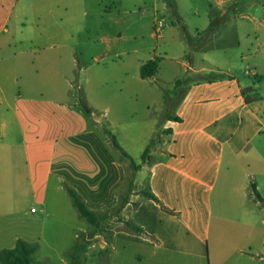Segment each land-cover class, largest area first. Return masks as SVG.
<instances>
[{"label":"crops","instance_id":"0c3cea01","mask_svg":"<svg viewBox=\"0 0 264 264\" xmlns=\"http://www.w3.org/2000/svg\"><path fill=\"white\" fill-rule=\"evenodd\" d=\"M181 1L0 0V251L22 239L38 245L36 254L47 240L68 243L57 252L70 253L91 231L70 187L91 211L109 214V238L95 236L105 264H264V73L257 60L245 67L264 50L252 52L250 34L232 17L240 0H204L194 15L205 20L191 28ZM157 19L166 20L159 38ZM149 30L156 49L142 57L134 47L131 70L129 36ZM176 45L183 72L166 78ZM155 59L158 72L142 78ZM177 81L183 91L171 108ZM128 98L147 101L156 119H122L123 130L148 132L133 138L138 158L118 141L130 156L123 159L104 121ZM148 188L160 203L144 196Z\"/></svg>","mask_w":264,"mask_h":264},{"label":"rangeland","instance_id":"374dc122","mask_svg":"<svg viewBox=\"0 0 264 264\" xmlns=\"http://www.w3.org/2000/svg\"><path fill=\"white\" fill-rule=\"evenodd\" d=\"M233 0H226V4L231 3ZM182 7L185 11V13L188 15V25L191 28L194 24H196L199 21H203L205 19H200L198 17H196L194 15V10L199 7V9L204 10L206 8V4L204 2V0H182ZM232 5H234L232 3ZM237 9L235 10V12H233L232 17L236 18V21L238 22V24L240 25V30L242 32H245L246 34H250V40L249 42L253 44V49L252 52H254L256 49L260 48L261 51L264 50V0H240V2L237 4ZM257 21H259L257 23ZM103 26L105 27H114L113 25L111 26V24L109 23V20L106 21H102ZM230 28H228L227 30H229ZM152 30H149L147 32H143L140 35L135 34V38L133 37V34H131L129 36V40L127 41V44L130 47V51L129 54L130 56L128 57V59L130 60L131 65L129 66V69H131L133 67V62L132 60L137 56V54H135V50L133 49L135 48H139L140 54L143 55L142 57H148L151 54H153V48L155 47L156 49V45L157 42L156 39H153L152 37ZM142 35V36H141ZM247 42V41H246ZM179 44V43H178ZM95 50V49H94ZM228 53H234L233 51H229ZM183 51L182 48L180 47V45H176L175 48L173 49V55L176 58V61L174 62V64L176 65H172L170 63L165 64L164 66V70H163V76L166 78H172L174 75H176L179 72H183V67L181 65V57H182ZM254 57L253 59H249L248 61L245 62L246 64V69L247 70H251V68L248 66L250 65L252 62H255V60H257V63L259 64V72H260V78L263 77L264 73V55L263 53H260L258 55L253 54ZM197 56V60L199 63L202 62V59L200 58V56ZM92 61V60H91ZM233 62L235 63L234 67L237 66V61L235 59H233ZM90 65H94L95 68H97L96 64L93 62L89 61ZM206 64V63H204ZM252 65V64H251ZM105 63L102 61L100 63V65H98L99 68L104 69ZM95 69L91 70L88 68V71L86 72V74H90L94 71ZM99 70V69H98ZM132 70V69H131ZM131 70H128L129 72ZM236 71H238L237 69H234ZM238 75H242L241 73L237 72ZM259 78V79H260ZM260 81V80H257ZM264 81L261 82V90L260 93L264 94V86H263ZM117 86H115L116 88ZM116 90V89H115ZM183 91V86L180 84L176 85L174 84L173 88L171 89V93L174 96V100L173 97L170 98L169 95L167 96V104L168 107L173 108L174 105L179 101L180 96H181V92ZM77 95H80L79 92H76ZM259 97V94L256 95V97ZM128 100H130V105H123L120 106L119 104H115L114 109H113V114H111L112 116H110L109 120H105L104 121V125L105 127L109 128L111 130V133L113 132V136H115L116 140L119 141V143L121 145H125V148L127 150H130L133 157L138 158L139 155L142 152V147L138 146V145H132V142L134 143V139L136 138L137 140H139V136L141 135V133L146 132V130H139V129H135L132 131H125L122 128V124L121 121L123 118L125 119H129L130 117L134 118V122L137 123H150L152 121H154L156 119V115H152L149 114L148 110L146 109V105L148 104L147 101L145 100H140L137 102V100L134 101L133 98H128ZM127 101V98H126ZM173 101V102H172ZM146 102V103H145ZM127 111L131 112L132 114H128ZM121 114H119V113ZM127 113V114H125ZM124 114V115H122ZM118 121V122H117ZM145 129V128H143ZM148 132H146V134H144L145 136L147 135ZM159 137H161V135H156L154 138V143L152 145V148L156 147V143H158L159 141ZM151 151V150H150ZM123 158V157H121ZM125 159V158H123ZM135 166L134 168H131V174L129 173V181L132 178V173L135 171ZM128 181V182H129ZM84 221H82L83 223ZM84 224V223H83ZM81 228H84L85 226L82 225L80 226ZM92 229V228H91ZM99 229V228H98ZM95 229H93L92 232H88L87 235L91 234V233H95ZM99 234L103 235L105 238H109V235L104 233L102 230H98ZM97 234V235H99ZM87 242V241H86ZM101 242V239H97V238H90V240L85 244L87 247V253L88 254H80V263L81 264H105L106 262V258L104 256V252L101 251L99 248V244ZM97 243V247L92 248V249H88V247H91L93 244ZM68 245V243H65L64 241H60V242H49L48 240L45 242V247L43 249V251L38 252L35 255V259L38 263L40 264H63V260L65 258H68L69 262L72 263V260L70 258V253L68 254H62L57 252V250H62L64 247H66ZM53 249V251H52ZM71 252V251H70ZM51 254V260H47L44 258V255H48ZM100 255H102L101 257H99ZM65 256V257H64ZM67 256V257H66Z\"/></svg>","mask_w":264,"mask_h":264},{"label":"trees","instance_id":"16d2710c","mask_svg":"<svg viewBox=\"0 0 264 264\" xmlns=\"http://www.w3.org/2000/svg\"><path fill=\"white\" fill-rule=\"evenodd\" d=\"M158 70H159V60L158 59L148 61L141 68V77L144 79L152 77L158 72ZM180 83H181L180 81H177V85ZM258 100L259 99H255L254 101H258ZM80 104H81L82 110L87 115H91L92 110L87 106V104L84 103L83 101H81ZM105 133L110 138L113 148L119 153V155L123 158H130L129 154H127L123 150V148L120 146L115 136H113V134L108 130H105ZM153 143H154V140L146 148L143 154V157H142L143 161L147 160ZM135 167L138 168L139 166H135ZM127 187H128V192H131L132 187H133L132 179L128 182ZM252 188L254 189V186ZM67 191L72 199L74 207L78 210L80 217L91 225L92 229L90 232H92L93 229L96 230L94 234L91 233L89 235L87 234L81 235L79 238V241L77 242V244H75L72 251L70 252V258L72 260L71 264H81L79 255L87 252V247L85 244L90 240V238H94L97 234H99L98 230H102L104 233L110 235L109 231H107L105 228V223L109 218V214L107 213L98 214V213L91 211L86 206L81 196L74 189L68 187ZM143 194L146 198L151 199L157 203H160L159 199L155 196V194L151 192L149 188L144 190ZM254 194H255L256 200L262 203L263 199L261 198V196L256 192ZM126 200L127 198L126 199L122 198L121 203L118 209L116 210L115 214L120 213L122 207L125 205ZM126 225H127V228L133 230L137 234H141V235L145 234L143 229L139 228L133 223L127 222ZM37 250H38L37 244H30L20 239L17 241L15 248L3 249L0 251V264H40V263H37L34 259V256ZM103 252L105 254L106 251H103Z\"/></svg>","mask_w":264,"mask_h":264},{"label":"built area","instance_id":"2783aa9c","mask_svg":"<svg viewBox=\"0 0 264 264\" xmlns=\"http://www.w3.org/2000/svg\"><path fill=\"white\" fill-rule=\"evenodd\" d=\"M166 27V20L165 19H157L154 22V34L156 37H161L163 35V32L165 30ZM33 212H35V209H33Z\"/></svg>","mask_w":264,"mask_h":264}]
</instances>
